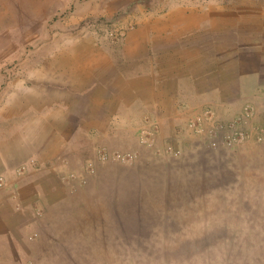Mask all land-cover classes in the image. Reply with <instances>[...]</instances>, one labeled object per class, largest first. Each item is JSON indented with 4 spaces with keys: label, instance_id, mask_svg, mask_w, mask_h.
<instances>
[{
    "label": "rangeland",
    "instance_id": "rangeland-1",
    "mask_svg": "<svg viewBox=\"0 0 264 264\" xmlns=\"http://www.w3.org/2000/svg\"><path fill=\"white\" fill-rule=\"evenodd\" d=\"M154 1L126 2L118 14L120 20L131 18L126 28L67 25L73 1L66 10L54 11L52 19L39 17L34 26L0 21V91L6 98L0 112L13 115L0 122L11 127L28 122L15 110L44 108L47 92H70L77 82L72 74L88 56L84 44L93 59L96 29L117 43L136 27L133 20L143 17L137 4ZM256 1L264 2L246 0L247 5ZM10 97L17 98L16 104ZM244 107L251 115L242 110L226 116L217 106L206 107L219 112L217 124L242 118L251 137L233 147L222 144L224 136L210 125L199 134L189 128L201 114L195 108L179 122L176 136L167 139L172 143L165 151L158 137L143 136L149 128L142 124L139 146L120 149L99 141L94 157L71 153L68 173L61 177L69 194L38 213L39 235L30 241L34 259L27 264H264V112L253 102ZM176 142L182 150L172 146ZM170 147L179 153L166 152ZM34 165V160L22 164L17 176ZM6 186L0 176V188Z\"/></svg>",
    "mask_w": 264,
    "mask_h": 264
},
{
    "label": "crops",
    "instance_id": "crops-1",
    "mask_svg": "<svg viewBox=\"0 0 264 264\" xmlns=\"http://www.w3.org/2000/svg\"><path fill=\"white\" fill-rule=\"evenodd\" d=\"M71 1L73 15L67 25L94 22L126 28L131 20L126 15L120 20L118 14L133 0H0V21L34 26L39 17L52 19L54 11L66 10ZM151 3L137 4L136 9L145 11L143 17L134 19L136 27L117 43L96 29L100 35L93 59L84 44L88 56L73 72L77 82L70 92H47L44 108L15 110L28 122L13 127L0 122V176L7 179V186L0 188V264L34 259L30 241L39 235L38 213L69 194L61 177L68 173L71 153L94 157L99 141L120 149L139 146L142 124L165 151L172 143L167 139L176 136L179 122L195 108L203 113L217 106L228 116L253 102L264 112V2ZM3 94L0 105L6 101ZM10 99L16 104L17 98ZM1 113L4 121L13 117ZM177 142L172 146L182 150ZM30 160L34 167L18 177L17 169Z\"/></svg>",
    "mask_w": 264,
    "mask_h": 264
},
{
    "label": "built area",
    "instance_id": "built-area-1",
    "mask_svg": "<svg viewBox=\"0 0 264 264\" xmlns=\"http://www.w3.org/2000/svg\"><path fill=\"white\" fill-rule=\"evenodd\" d=\"M244 114H248L251 115V109L249 110L248 108H244L243 110ZM243 116V115H242ZM217 116L215 114L214 111H212L211 109H206L204 110L203 113L201 114H197L195 115L190 122L189 128L192 130H194V132L196 133H200V132H204L205 131V127H209L214 131V133L216 134H220L221 136H224L223 142L222 144H226L228 147H233L236 146L238 144H242L247 142L248 140H250L251 135L248 132H245L244 127H243V122H242V118H237V119H233L230 122H228V126L224 125V124H217ZM205 124L207 126H205ZM229 130V131H227ZM145 135V137H149L150 136V132L149 131H145L143 136ZM144 139V138H143ZM145 141V140H144ZM148 142V141H147ZM150 144V143H148ZM152 145V143H151ZM176 152L179 150H173V149H169V152ZM177 154L179 152H176ZM105 157H107V155H105ZM116 159L121 158L120 155H116L115 156ZM107 159V158H105Z\"/></svg>",
    "mask_w": 264,
    "mask_h": 264
}]
</instances>
